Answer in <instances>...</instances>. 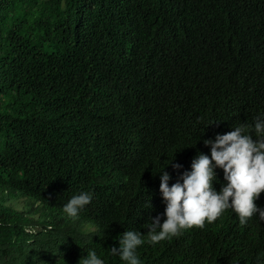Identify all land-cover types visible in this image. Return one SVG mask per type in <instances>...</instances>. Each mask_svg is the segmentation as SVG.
Listing matches in <instances>:
<instances>
[{
	"label": "trees",
	"instance_id": "16d2710c",
	"mask_svg": "<svg viewBox=\"0 0 264 264\" xmlns=\"http://www.w3.org/2000/svg\"><path fill=\"white\" fill-rule=\"evenodd\" d=\"M262 111L264 0H0V264L87 249L121 264L126 229L145 234L142 264L264 261L255 215L225 210L155 245L144 227L164 213L159 172L171 186L210 156L204 140ZM80 191L94 198L68 219Z\"/></svg>",
	"mask_w": 264,
	"mask_h": 264
},
{
	"label": "clouds",
	"instance_id": "9594fccd",
	"mask_svg": "<svg viewBox=\"0 0 264 264\" xmlns=\"http://www.w3.org/2000/svg\"><path fill=\"white\" fill-rule=\"evenodd\" d=\"M232 127L228 133L204 140L205 146H210V156L198 152L191 169L183 172L176 183L169 186L171 176L165 168L158 173L165 209L161 216L150 218L144 225L149 230L146 235L150 244L155 245L194 226L203 227L205 221L212 223L229 209L237 215L240 225H246L254 215L264 222V207L254 202L264 192V111L254 117L251 125ZM173 161L170 164L179 169L181 165ZM218 168L223 170L226 181L219 191L213 186ZM93 198L91 191H80L63 204L62 211L68 219L75 220ZM146 207H152L151 200ZM144 236L139 230L126 229L119 236V247H111V254L117 256L121 264H142L137 249L144 243ZM86 251L87 256L78 264H105L95 250ZM257 264L264 261L257 257Z\"/></svg>",
	"mask_w": 264,
	"mask_h": 264
},
{
	"label": "rangeland",
	"instance_id": "374dc122",
	"mask_svg": "<svg viewBox=\"0 0 264 264\" xmlns=\"http://www.w3.org/2000/svg\"><path fill=\"white\" fill-rule=\"evenodd\" d=\"M0 194H2V190L0 189ZM8 205H11L9 201H6Z\"/></svg>",
	"mask_w": 264,
	"mask_h": 264
}]
</instances>
